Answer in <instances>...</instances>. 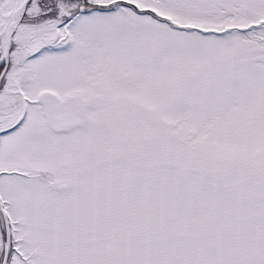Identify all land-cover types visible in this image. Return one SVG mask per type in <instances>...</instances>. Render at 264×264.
I'll return each mask as SVG.
<instances>
[{"label": "snow or ice", "instance_id": "snow-or-ice-1", "mask_svg": "<svg viewBox=\"0 0 264 264\" xmlns=\"http://www.w3.org/2000/svg\"><path fill=\"white\" fill-rule=\"evenodd\" d=\"M0 264H264V0H0Z\"/></svg>", "mask_w": 264, "mask_h": 264}]
</instances>
